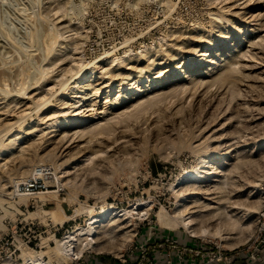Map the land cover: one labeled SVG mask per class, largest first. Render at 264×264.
<instances>
[{
  "label": "rangeland",
  "instance_id": "obj_1",
  "mask_svg": "<svg viewBox=\"0 0 264 264\" xmlns=\"http://www.w3.org/2000/svg\"><path fill=\"white\" fill-rule=\"evenodd\" d=\"M190 169L203 187L176 186ZM139 199L147 214L79 262L186 242L177 219L227 249L258 234L264 0H0V257L28 243L70 264L55 240Z\"/></svg>",
  "mask_w": 264,
  "mask_h": 264
},
{
  "label": "built area",
  "instance_id": "obj_2",
  "mask_svg": "<svg viewBox=\"0 0 264 264\" xmlns=\"http://www.w3.org/2000/svg\"><path fill=\"white\" fill-rule=\"evenodd\" d=\"M33 187H35L34 184L27 185V189H33ZM260 219L261 228L258 234L242 246L227 249L192 237L187 233V241L183 242L182 237L166 233L154 236L155 239L152 241L131 244L115 264H248L249 261H255L264 249V202L260 211ZM24 245L28 246V243ZM17 250L18 248H14L12 251ZM85 254L89 256V252ZM12 256L13 253L8 256L4 255L3 258L0 257V264L13 263L11 262ZM82 256L70 264H80L79 260Z\"/></svg>",
  "mask_w": 264,
  "mask_h": 264
},
{
  "label": "bare ground",
  "instance_id": "obj_3",
  "mask_svg": "<svg viewBox=\"0 0 264 264\" xmlns=\"http://www.w3.org/2000/svg\"><path fill=\"white\" fill-rule=\"evenodd\" d=\"M189 171L190 172H187L188 174H186L185 172L179 179L176 180V186H180L181 188H190L191 186L203 187L204 184L202 185L197 183L205 182L206 179H204L203 176L198 175V172H195L193 169H190ZM210 173L211 172H206L205 176H209ZM37 196L40 197L39 195ZM143 203L144 202L139 199L135 201L134 204L130 207L124 208L119 211H116L118 208L102 207L100 212L88 218L87 223L84 226L74 227L72 231L67 232L62 237V239L55 240V247L51 249V251L60 256L64 263H66L68 260L73 261L78 259L82 255L84 250L91 249L97 253H102L105 250L103 244L96 241L95 236L100 232L104 236H107L111 229L121 227V224L127 223L130 219L137 220L141 216L146 215L148 209H141V207L145 206ZM44 214L52 217L51 212H45ZM69 217L70 215L68 216L65 214H61L60 216L53 218V220L62 223ZM74 217L75 215L73 214L70 218ZM177 223L181 228L188 232V235L192 237L206 238L210 242H213L220 246L221 243L216 241V237L212 233H209L206 229H197L194 226L196 224L194 220L177 219ZM126 225L131 226V224L129 223H127ZM18 247L23 256V258H21V264H52L51 262H49V259L47 261L43 259V257L49 256L45 254L46 252L30 251V249L22 243H19Z\"/></svg>",
  "mask_w": 264,
  "mask_h": 264
},
{
  "label": "crops",
  "instance_id": "obj_4",
  "mask_svg": "<svg viewBox=\"0 0 264 264\" xmlns=\"http://www.w3.org/2000/svg\"><path fill=\"white\" fill-rule=\"evenodd\" d=\"M80 264H115L114 261L105 259L104 257L86 256ZM237 264V263H236ZM248 264H264V249L260 252L255 261H249Z\"/></svg>",
  "mask_w": 264,
  "mask_h": 264
}]
</instances>
